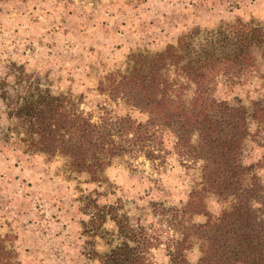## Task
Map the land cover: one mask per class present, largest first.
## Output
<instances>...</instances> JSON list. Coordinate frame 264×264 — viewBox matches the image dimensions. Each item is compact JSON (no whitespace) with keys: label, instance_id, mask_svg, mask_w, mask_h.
Wrapping results in <instances>:
<instances>
[{"label":"rangeland","instance_id":"rangeland-1","mask_svg":"<svg viewBox=\"0 0 264 264\" xmlns=\"http://www.w3.org/2000/svg\"><path fill=\"white\" fill-rule=\"evenodd\" d=\"M239 19L264 23V0H0V232L15 238L20 264H99L92 258L120 241L114 216L144 226L153 241L147 264H169L172 230L153 203L179 205L200 180V162H182L170 130L163 163L143 154L116 156L100 181L69 170L63 156L35 152L25 140L17 110L37 87L71 95L95 118L147 115L112 100L98 86L111 71L125 70L135 52H158L193 30L211 49V32ZM211 94L231 104L264 102V64L221 69L210 76ZM195 84L187 86L194 96ZM244 161L264 184V131L250 123ZM213 217L223 205L207 198ZM196 222L207 220L195 216ZM197 261L200 252H187Z\"/></svg>","mask_w":264,"mask_h":264},{"label":"trees","instance_id":"trees-1","mask_svg":"<svg viewBox=\"0 0 264 264\" xmlns=\"http://www.w3.org/2000/svg\"><path fill=\"white\" fill-rule=\"evenodd\" d=\"M211 33V49L193 30L162 51L133 53L125 70L111 71L99 83L100 92L145 113L146 121L112 116L107 106L95 118L71 95L39 87L23 97L17 115L27 125L30 149L63 156L69 170L88 173L89 181H100L113 158L124 154L163 163L169 154L163 131L170 130L182 162H200L201 172L186 202L153 203V212L166 217L172 230L169 264H264V184L243 155L251 121L264 131V102L234 105L208 88L210 76L249 68L257 53L264 64V23L239 19ZM190 82L192 97L185 92ZM209 196L223 205L218 217L209 210ZM197 215L207 220L196 222ZM114 219L120 241L92 258L99 264H147L153 241L146 228L118 214ZM193 248L200 252L197 261L187 256ZM0 264H20L9 233L0 232Z\"/></svg>","mask_w":264,"mask_h":264}]
</instances>
